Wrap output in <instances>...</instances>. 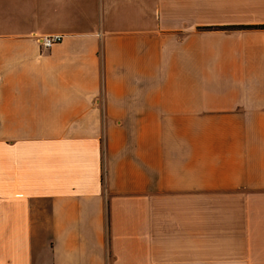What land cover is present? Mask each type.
I'll use <instances>...</instances> for the list:
<instances>
[{
    "label": "crops",
    "instance_id": "0c3cea01",
    "mask_svg": "<svg viewBox=\"0 0 264 264\" xmlns=\"http://www.w3.org/2000/svg\"><path fill=\"white\" fill-rule=\"evenodd\" d=\"M0 264H264V0H0Z\"/></svg>",
    "mask_w": 264,
    "mask_h": 264
},
{
    "label": "built area",
    "instance_id": "2783aa9c",
    "mask_svg": "<svg viewBox=\"0 0 264 264\" xmlns=\"http://www.w3.org/2000/svg\"><path fill=\"white\" fill-rule=\"evenodd\" d=\"M63 41V36L62 35H50L47 37H42L39 38L38 42L39 45L43 49H51L53 46L56 44H59Z\"/></svg>",
    "mask_w": 264,
    "mask_h": 264
},
{
    "label": "trees",
    "instance_id": "16d2710c",
    "mask_svg": "<svg viewBox=\"0 0 264 264\" xmlns=\"http://www.w3.org/2000/svg\"><path fill=\"white\" fill-rule=\"evenodd\" d=\"M243 28L244 29H251V28H254V27H252V26H244Z\"/></svg>",
    "mask_w": 264,
    "mask_h": 264
}]
</instances>
